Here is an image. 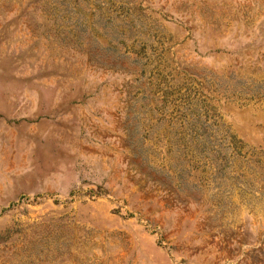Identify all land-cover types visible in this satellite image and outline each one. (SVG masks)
Returning a JSON list of instances; mask_svg holds the SVG:
<instances>
[{
    "label": "rangeland",
    "instance_id": "374dc122",
    "mask_svg": "<svg viewBox=\"0 0 264 264\" xmlns=\"http://www.w3.org/2000/svg\"><path fill=\"white\" fill-rule=\"evenodd\" d=\"M0 264H264V0H0Z\"/></svg>",
    "mask_w": 264,
    "mask_h": 264
}]
</instances>
